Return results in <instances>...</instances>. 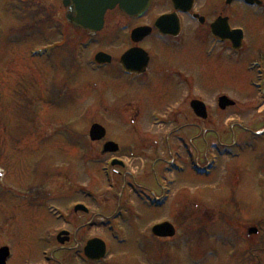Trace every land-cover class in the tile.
I'll use <instances>...</instances> for the list:
<instances>
[{
    "label": "rangeland",
    "instance_id": "1",
    "mask_svg": "<svg viewBox=\"0 0 264 264\" xmlns=\"http://www.w3.org/2000/svg\"><path fill=\"white\" fill-rule=\"evenodd\" d=\"M48 1L0 0V28L16 22L15 31H0V174H3L0 179V247L6 240L13 241L16 261L21 256L22 260L30 257L28 264L37 263L42 259L51 230L64 225L51 216L47 206L54 204L62 208L75 200H86L98 209V225L97 229H92V235L114 249V259L106 264H264V250L259 247L264 239V138L261 135L257 136L258 140L250 136L243 138L248 140L246 150L242 155L239 151L241 123L245 130H259L260 125L254 119L263 114L252 112L253 118H250L244 112L239 114L232 110L221 116V120L226 117L234 120L213 134L200 133V139L208 141L207 148L199 149L184 173L176 170V185H170V191H165L169 199L163 206H154L149 198L137 199L133 189L123 185L124 170L120 167H113L116 172L108 182L104 168L111 155L101 154L106 141L120 142L118 135L125 145L127 127L121 126L125 124L126 115L122 105L117 114L113 110L121 101H94L91 85L83 87L80 85L83 80L71 81L72 75L64 72L61 62L67 55L65 51L72 53L71 42L82 44L85 38L79 41L73 37L69 41L67 29L64 30L66 37L62 38L61 29L54 26L65 24L67 10L61 9L59 0H51L49 6ZM32 3L41 10L31 8ZM33 11L46 13L50 20L46 23H50L49 42H60L63 48L53 53L54 65L30 55L32 48L43 49L46 44L42 22H36ZM10 37H20V44L11 45ZM95 50L92 45L84 49L85 62ZM217 57H212L210 65ZM48 66L49 74L46 73ZM85 71L82 76L90 77L89 70L86 74ZM227 88L211 90L209 102L213 108L217 103L213 100L219 94L237 96L234 90ZM55 90L59 91L62 101L52 98ZM243 104L250 105V101ZM212 112L218 114L217 109ZM151 119L148 122L153 123ZM216 120L213 118L211 125ZM96 123L109 130L106 139L99 144L89 139V130ZM152 123L147 126L153 137L157 134L162 138L169 128ZM137 127L146 136L144 121L138 122ZM178 140L174 139V143L178 144ZM197 140L189 141L195 153L200 146ZM158 148L162 150L160 144ZM234 152L240 157L234 158ZM216 159L218 161L213 163ZM130 160V164L135 161L134 157ZM192 162L199 167L208 165L209 177L197 175L192 170ZM30 187L35 193L27 196ZM160 195L155 202L162 200ZM119 212L121 216L112 221ZM163 220L170 222L177 234L163 241L168 249L166 255L159 256L156 253L159 241L151 230ZM252 225L260 233L247 239L246 228ZM122 238L125 244L120 245L117 242Z\"/></svg>",
    "mask_w": 264,
    "mask_h": 264
},
{
    "label": "flooded vegetation",
    "instance_id": "2",
    "mask_svg": "<svg viewBox=\"0 0 264 264\" xmlns=\"http://www.w3.org/2000/svg\"><path fill=\"white\" fill-rule=\"evenodd\" d=\"M68 1L72 8L76 6L73 0ZM64 2L65 0H59V6L62 10H67ZM30 6L41 10L37 4L32 3ZM32 14L38 20L36 22H42L44 39L49 41L51 31L50 23L46 24L50 21L48 16L35 11ZM64 21L65 24L59 23V29L64 28L61 32L65 36L64 30L69 31V41L73 37L79 41L85 38L82 44L71 42L74 45L72 53L65 51L67 55L61 62L64 72L72 75L71 81L80 83L83 80L80 83L83 87L91 85L94 101H121L113 110L117 114L122 105L126 119L121 127H127L126 141L124 145L120 135L117 136L120 142L111 139L110 141L120 145V151L107 160H116L117 165L124 170L122 183L133 189L137 199L159 200L158 195L163 189L164 193L160 196L168 201L169 194L165 191H170V185H176V170L179 167L187 170L189 162L198 155L199 149L207 148L208 141L200 139V133L213 134L233 121L234 118L228 117L220 119L227 112H244L250 118H253L252 112L263 114L254 119L260 125L259 130H245V125L241 123L243 129L239 134V144L244 143L246 139L243 138L249 136L256 139L260 131L264 135V109L259 110L264 106V0H151L146 12L137 17H130L118 6L106 14L102 31L91 38L70 27L65 18ZM14 24L16 22L11 26L4 25L0 31H15ZM138 29L142 33L134 34ZM11 38L8 39L11 45L20 44V37ZM88 42L96 50L90 54L89 61L85 62L82 57ZM100 53L107 55L103 58V63L95 61ZM214 56L218 57L210 65L209 61ZM54 59L46 62L54 65ZM49 66L47 74L50 72ZM84 69L85 74L89 70L90 77L88 74L82 76ZM213 85L216 86L212 87ZM226 87L234 90L237 96L227 95L225 92L213 101L228 97L230 101H236V105L223 110L217 102L213 108L209 102L211 90L224 91ZM148 101L152 103L149 104ZM196 101L204 103L201 108L207 111L206 119L196 115ZM243 101H250V105H244ZM214 109H217V115L213 114ZM247 110L251 111L247 113ZM150 117L154 120L153 123L148 122ZM213 118L217 120L211 125ZM140 121H144L146 136L137 127ZM147 123L150 126V123H155L156 126L164 124L169 129L164 131L162 138L157 137V134L153 137ZM106 129L108 136L107 126ZM174 139H179L178 144L174 143ZM195 139L200 142L197 153L189 144V141L195 142ZM159 144L162 150H159ZM133 157L135 161L130 164V158ZM118 161L122 164H118ZM191 164L203 172L210 168L208 165L199 167L195 162ZM147 191L150 195L146 194ZM91 195L94 193L91 192ZM84 201L75 200L58 209L59 215L66 218V221L60 229L51 230L42 259L35 264H106L114 259V249L111 247L109 256L101 262L86 256L87 245L92 239L98 238L92 235V229H97L98 225V209L93 202ZM77 205H85L88 210L76 212L74 207ZM62 232L67 233L61 236L62 239H68L64 243L58 240ZM245 238L250 239L247 233ZM156 239L159 241L156 253L159 256L166 255L168 248L163 242L166 239ZM12 243L14 242L9 240L3 243L9 246L6 264H28L30 257L22 260L20 256L16 261V249L12 247ZM259 247L264 250V239ZM29 251L30 249L26 256Z\"/></svg>",
    "mask_w": 264,
    "mask_h": 264
},
{
    "label": "water",
    "instance_id": "3",
    "mask_svg": "<svg viewBox=\"0 0 264 264\" xmlns=\"http://www.w3.org/2000/svg\"><path fill=\"white\" fill-rule=\"evenodd\" d=\"M149 0H75L77 9H69L67 15L68 22L76 28H84L94 33L101 30L104 16L108 10L114 9L117 5L121 9L130 14L137 15L145 10ZM93 3V7L91 6ZM87 5V6H86ZM99 57H102L100 55ZM221 107L225 108L230 105H234V102L227 101L226 97H223L220 101ZM196 110L199 116L202 111L198 103H196ZM90 137L93 141H100L105 137V130L100 125H94L90 131ZM118 151L117 145L114 143H107L104 146V153H114ZM256 228L250 229V234H257ZM153 234L158 237H172L175 235V230L172 225L165 223L154 227ZM106 252V246L101 240H94L89 244L87 254L90 258L101 259ZM7 259V249L0 251V264H4Z\"/></svg>",
    "mask_w": 264,
    "mask_h": 264
}]
</instances>
